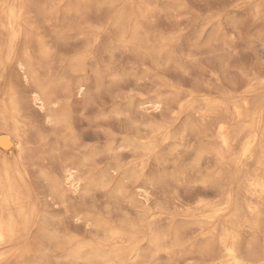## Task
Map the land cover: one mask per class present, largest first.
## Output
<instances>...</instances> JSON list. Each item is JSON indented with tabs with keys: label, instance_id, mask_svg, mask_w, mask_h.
<instances>
[{
	"label": "bare ground",
	"instance_id": "1",
	"mask_svg": "<svg viewBox=\"0 0 264 264\" xmlns=\"http://www.w3.org/2000/svg\"><path fill=\"white\" fill-rule=\"evenodd\" d=\"M98 1L44 0L33 10L48 29L36 23L26 1L15 0L6 9L1 4L0 264H35L32 256L43 261L50 252L69 264H144L147 257L170 256L190 244L212 264H264V112L252 110L247 93L239 101L206 97L185 107L170 104L155 89L135 102L131 92L143 86L140 81H150L147 70L142 78L134 72L131 89L107 92L109 104H97L104 86L118 85L124 75L99 66L98 30L69 20L81 18ZM148 18L146 9L119 10L111 23L116 33L111 48L148 57L157 67L167 45L145 30ZM73 37H80L79 43L67 42ZM77 106L81 115L91 116L89 127L115 120L118 132L85 136L73 121ZM163 114L170 119L160 122ZM139 115L150 116L149 124ZM177 124L181 127L173 132ZM186 136L194 141L190 168L203 169L202 182L220 197L201 200L192 210L197 215L192 243L185 242L184 225L161 232L155 220L146 230L141 220L117 224L76 201L100 186L130 206L139 197L146 200L147 189L178 182L185 171L175 164L166 175L158 153L172 141V152L179 155ZM101 154L112 161L101 166ZM144 241L148 256L139 253ZM132 258L138 261L131 263Z\"/></svg>",
	"mask_w": 264,
	"mask_h": 264
},
{
	"label": "rangeland",
	"instance_id": "2",
	"mask_svg": "<svg viewBox=\"0 0 264 264\" xmlns=\"http://www.w3.org/2000/svg\"><path fill=\"white\" fill-rule=\"evenodd\" d=\"M24 1L28 3L31 10L44 5V0ZM3 3L6 9L13 7L15 0H0V9ZM92 5L91 9L84 12L79 18L80 20L71 18L69 22L76 25L79 24V21L81 24L89 23L98 30L100 35L95 43L94 54H96V59L100 60L98 61L99 66L101 68L106 65L114 67L124 75L123 81L118 85L104 86L97 98V104L103 102L109 104L111 96L107 92L111 90L115 95L121 86L126 88V85L133 84L134 72L138 74L136 77L142 78L143 73H146L145 70H147L151 75L150 81L148 79H144L145 82L140 81L143 86L137 89L138 92L136 90L131 92L135 95V102L151 97L155 89L160 92L162 97L168 98L170 104L185 107L196 100L201 103L202 98L206 97L218 100L226 97L239 101L247 93L249 103L254 102L253 105L250 104L252 110L258 111L260 116L264 112V0H118L115 3L99 0ZM139 8L149 12L145 30L150 33L153 31L152 33L161 43L167 45V52L166 54L162 53L157 67L148 57L139 56L131 50L130 52L115 48L121 50L119 52L111 48L116 39V33L111 26L115 14L119 10H138ZM35 14L33 10L31 15L36 17V23L38 22L37 24L48 29L50 24H42V18ZM79 38H68L67 42L79 43ZM123 90L128 91V88ZM171 97L174 98V101ZM150 113L151 111L148 114ZM89 118L91 116L81 115L79 106L76 107L73 121L77 130L85 136L90 135L91 132L98 133L100 136H103L107 131L114 134L118 132V124L115 120H111L108 125L91 128L87 125ZM137 118L145 125H148L151 120L148 115H139ZM184 118L183 114L182 120L178 124ZM168 119H170V115L163 114L159 116L158 120L165 122ZM178 124L173 132H178L180 129L181 126ZM142 129L144 128L142 127ZM192 139L189 136L185 137V145L181 149L177 147L179 153L182 151L179 155L172 152L176 148L172 145V141L166 142L160 147L158 158L165 161L163 163L165 170L162 171L166 175H170L175 170L174 165L177 164L185 172L180 178L181 181L168 182L155 190L147 189L146 200L139 197L129 206L126 202L111 198V195L108 194L109 187L98 186L99 188L95 187L90 194L83 195L82 198L77 197L76 201L95 207L96 216L108 221L110 219L117 224L124 219H129L134 223L141 220L146 230L147 225L155 220L161 232H165L173 226L184 225L185 242L192 243L196 236L192 222L197 217L192 210L201 200L213 203L220 198L215 196L210 185L202 182L206 174L205 171L202 169L199 173L198 168H190L195 161L194 152L190 148L194 142ZM123 152L127 153V151ZM99 159L102 161L101 166L112 161V157L106 154H101ZM241 163L244 161L241 160ZM239 168L232 169L237 172ZM234 184L232 181V186L229 187L231 194H233ZM77 231L81 235L82 227ZM145 242H142L143 249L139 253L148 256ZM197 250L190 244L170 256L160 253L154 260L147 257L143 261L144 264H212L209 261L210 258L206 256L207 254ZM32 257L31 260H35V264H69L63 259H58L54 252H50L44 259L45 261L38 259L37 256ZM135 261L138 259L130 260L131 263Z\"/></svg>",
	"mask_w": 264,
	"mask_h": 264
}]
</instances>
